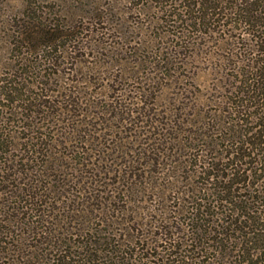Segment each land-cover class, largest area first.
<instances>
[{"label":"trees","instance_id":"1","mask_svg":"<svg viewBox=\"0 0 264 264\" xmlns=\"http://www.w3.org/2000/svg\"><path fill=\"white\" fill-rule=\"evenodd\" d=\"M194 5L202 13L196 23L223 29L241 20L264 34V0ZM26 16L15 40L19 48L37 54L63 39L59 25L47 29L42 16ZM145 46L123 57L133 70L147 66L140 57ZM25 60L16 62L21 77L28 73ZM248 67L221 109L227 121L217 130L214 117L199 120L198 104L187 109L175 100V113L166 109L160 117L154 102L147 104V77L138 80L129 101L123 85L135 78L130 70L92 85L85 93L89 102L76 89L84 83L73 78L56 105L40 92L24 98L19 79L0 85L1 98L9 101L4 108L26 112L20 129L11 126L12 117L0 118V264H212L219 256L229 264H264V59ZM58 104L59 115L66 116L62 123L53 118ZM135 104L140 110H132ZM184 134L224 135L228 147H177ZM22 146V154H14ZM188 212L184 226L179 216ZM153 227H161L159 239L148 236ZM158 240L166 244L160 252Z\"/></svg>","mask_w":264,"mask_h":264},{"label":"rangeland","instance_id":"2","mask_svg":"<svg viewBox=\"0 0 264 264\" xmlns=\"http://www.w3.org/2000/svg\"><path fill=\"white\" fill-rule=\"evenodd\" d=\"M195 1L0 0V85L3 83L8 85L14 78L19 79L26 88L23 91L24 98H30L34 92H40L49 95L51 104L56 105L64 93H68L70 80L73 78L84 83H78L76 89L82 95L83 102H89L85 93L91 92L92 85L102 82L103 78L106 80L116 72L124 74L123 70L126 72L130 70L135 78L125 81L123 85L129 101H134L131 97L136 95L135 87L138 86V80H145L147 77L146 80L150 82H147L150 86L146 87L147 104L151 107L154 102V108L160 113V117L168 113L164 111L166 109L172 108L175 113L174 107L179 101L187 109L198 104L201 116L199 120L208 123L206 115L214 117L211 123L217 125L216 130L221 129L223 123L227 121L221 109L226 110V102H231L236 95L237 86L243 79L242 71L248 75L246 71L250 68L248 66H254L255 62L264 59V52H261L264 51V34L262 29L260 32L256 30L251 32L250 29L253 27L242 24L241 20L223 29L203 20L196 23L195 17L201 18L202 13L197 10L198 5H194ZM32 11L43 17L42 21L47 25V29L59 25V29L64 32L63 39L57 40V46L43 47L37 54H32L33 51L30 49H23V46L19 48L15 43L20 36L19 25L22 24V20H28L26 13ZM75 35L79 37L75 39ZM76 44L77 48H74ZM145 44L147 46L144 52L140 50L142 53L140 57L144 60L146 58L149 62L147 66L146 63L139 67L135 65L136 68L133 70L123 57L132 55L139 45ZM84 46H88L85 51L82 50ZM55 47L58 49L57 52ZM52 51L55 54L51 55ZM20 54V57L26 58L23 63L29 66L28 73L22 75L24 79L20 75L21 68L16 64L20 60V57H17ZM36 63L40 68H36L38 66ZM31 73L34 78L30 76ZM129 77L131 78V75ZM19 81L16 80L15 83ZM131 88L134 91H130ZM106 92V89L102 90L103 94ZM3 93L5 90L1 89L0 118L12 117L11 126L20 129L25 126L22 114L26 112L23 107L13 110L4 108L9 101L1 98ZM108 94L115 96L114 91ZM19 102L16 107H20L22 101ZM61 104L66 106L65 102ZM133 107L132 110H137L141 105L135 104ZM59 109L60 104L55 110L57 115ZM50 112L49 109L48 113ZM57 115L53 116L55 121L58 119L62 123L61 120L63 122L66 120V116ZM251 118L253 120V117ZM256 122L249 124L247 129L255 127ZM148 125L145 122L146 128L143 127L145 131ZM211 131L212 129L203 132L207 134ZM16 133L22 135L19 131ZM222 137L223 139H220V136L184 134L180 135L183 145L177 147H197L200 151L208 147L224 149L228 145L226 137L224 135ZM150 142L153 145L156 141L150 139ZM171 146L173 147V145L169 147ZM24 148L18 147L14 154H22ZM58 148L66 152L67 147ZM67 149L69 151L72 147ZM157 183L159 184L160 180ZM176 185L178 187L181 184ZM165 194L168 195V191H164L163 196H166ZM138 200L141 201V198ZM137 211L144 212L141 209ZM156 214L159 216V211ZM189 216L190 212L179 216L184 226L189 222ZM161 227L149 228L148 236L152 238L155 234L159 239L162 235ZM156 244L159 246L158 252L166 245L160 240ZM212 253L208 252L209 256ZM222 259L221 256L212 258V264H229L225 260L221 262ZM228 260L231 264H240L238 260L236 262L234 259Z\"/></svg>","mask_w":264,"mask_h":264}]
</instances>
